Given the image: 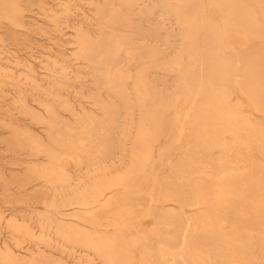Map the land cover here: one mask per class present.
I'll return each instance as SVG.
<instances>
[{"label":"bare ground","instance_id":"obj_1","mask_svg":"<svg viewBox=\"0 0 264 264\" xmlns=\"http://www.w3.org/2000/svg\"><path fill=\"white\" fill-rule=\"evenodd\" d=\"M56 1L0 0L1 142L43 157L1 172L3 187L52 192L38 234L5 222L37 249L0 243V264H67L54 250L88 264H264V0H86L92 15ZM74 8L75 66L48 54L44 84L32 60L1 56L7 34L26 48L31 31L53 39L35 14L63 38Z\"/></svg>","mask_w":264,"mask_h":264},{"label":"rangeland","instance_id":"obj_2","mask_svg":"<svg viewBox=\"0 0 264 264\" xmlns=\"http://www.w3.org/2000/svg\"><path fill=\"white\" fill-rule=\"evenodd\" d=\"M49 5L53 6L56 10H61V7L58 5V1L56 0H48ZM80 5L85 9L86 13L89 15H92L93 11L88 8V3L86 0H81L79 2ZM75 14L78 15H72L69 17L70 26H67L65 24H62L63 27V38L60 37L59 33L53 30V26L50 22L46 21L40 14H35V21L37 20L39 25H42L46 28L49 32L52 34L53 39H48V35L43 34L40 31L34 30L31 31L29 36L30 40L33 42V48H26L23 47L21 44H17L16 42H13L12 39L8 36V44L7 46L1 50V56L4 57V59L8 60L11 55H17L21 59H29L33 61V65L35 70L38 73V76L44 84H46L47 80L45 78V69L43 68V65L39 62L40 59H45L48 57V54L54 53L55 57H59V53L63 54L65 53V57L69 60H72V63L74 66L76 65V61H73V50L74 45L71 43V38L73 35V28L72 25L74 21H78L81 19L82 15L79 13V10L73 9ZM37 12V11H36ZM27 19H29L31 16L28 11H25ZM18 33V32H17ZM22 32H19L18 34H21ZM6 37V38H7ZM67 39V42H64L63 40ZM57 52V53H56ZM33 54V55H32ZM8 57V58H6ZM75 88H83L85 92H90L93 90V84L90 80H87L83 83H77L75 84ZM102 96H106L105 93L102 91ZM69 98L72 101L73 105L80 110L81 105H84L87 108H94L91 102H89V99L87 97H78L77 94L74 92L69 93ZM6 100V102L10 103L12 101V94H8L4 97L0 96L1 100ZM29 101L31 105L38 108V104L29 98ZM1 103V102H0ZM3 103V102H2ZM1 105V104H0ZM58 107V106H57ZM58 110L60 113L67 117L71 118V115L69 112L62 110L60 107H58ZM0 116H1V109H0ZM16 117L20 118V121L22 123H29L32 124L36 131L42 132V128L39 125H36L34 123H30V120L26 116H22L20 114L16 113ZM9 132L6 129L1 128L0 126V243L3 245L9 244L14 250L21 251L22 253H28L26 252L28 247L31 249H37L36 245L33 242L28 241L27 239L22 240L20 245H16V238L13 236V234L5 227V222L10 217H16L19 219H25L30 227L32 228L33 232L40 231V227L38 225L37 219H36V213L34 211L36 210H43L44 205L42 200L45 198H50L52 196V192L48 189H46V192L42 194H38V196L34 199L28 200L27 198H23V194L21 191L17 188L15 184H11L9 189H4L3 187V180L1 179V172L5 175L6 178H9L10 176L14 174H21L25 171L27 164L33 160H43L42 156H31L27 150H16L12 151L10 149H6L4 144L1 142V138L8 136ZM15 162V163H14ZM124 165V164H123ZM122 165V166H123ZM69 169H71V172H78L77 168L74 167V164L69 163L68 165ZM41 180L32 178L31 183L27 186L33 188H30L29 191H35L39 190L41 187ZM43 197V198H42ZM23 201H20V200ZM55 257L62 258L67 264H88L87 260H82L78 257V252H75L73 254L63 253L60 254L58 251L54 250L51 252ZM98 264L99 261H97Z\"/></svg>","mask_w":264,"mask_h":264}]
</instances>
